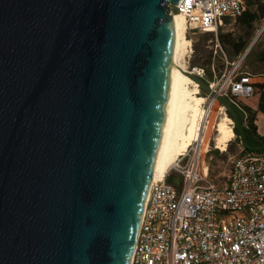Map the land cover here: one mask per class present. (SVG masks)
Returning <instances> with one entry per match:
<instances>
[{
    "label": "water",
    "instance_id": "water-1",
    "mask_svg": "<svg viewBox=\"0 0 264 264\" xmlns=\"http://www.w3.org/2000/svg\"><path fill=\"white\" fill-rule=\"evenodd\" d=\"M178 2L0 0V264H131Z\"/></svg>",
    "mask_w": 264,
    "mask_h": 264
},
{
    "label": "built area",
    "instance_id": "built-area-1",
    "mask_svg": "<svg viewBox=\"0 0 264 264\" xmlns=\"http://www.w3.org/2000/svg\"><path fill=\"white\" fill-rule=\"evenodd\" d=\"M249 2L179 0L171 12L185 16L188 31L215 36L218 52L219 30L227 19L240 17ZM263 30L264 22L259 33ZM245 57L224 72L227 83L220 91L209 84L220 95L229 85L223 94L237 106L236 93L249 96L254 91L249 78L235 82L233 76ZM210 152L208 147L205 156ZM203 158L201 142L195 140L151 184L131 264H264V151L243 149L223 185L211 178L210 163ZM171 176L179 177V183H171Z\"/></svg>",
    "mask_w": 264,
    "mask_h": 264
},
{
    "label": "rangeland",
    "instance_id": "rangeland-1",
    "mask_svg": "<svg viewBox=\"0 0 264 264\" xmlns=\"http://www.w3.org/2000/svg\"><path fill=\"white\" fill-rule=\"evenodd\" d=\"M256 1L258 0H251L249 5L254 8ZM259 1L264 3V0ZM177 12L178 11L174 10V13ZM260 22L261 21L258 20L251 30L246 28L245 25L238 23V21L226 27L222 33L232 34L236 47H231L230 44H222V50L218 49V52H216L214 45L215 36L199 31H187L186 36L191 40V46L185 48L181 58V61L187 66L189 71L193 72L195 68L199 69L202 71V79L208 84H214V87L220 91L223 85L227 83L225 78L222 80L224 72L230 67L232 62L246 56L242 64H238L234 69L233 76H236L235 82L240 81L242 78H249L248 84L254 86V91L249 96H245L243 93H236L235 100L239 106L232 104L239 116L240 122L244 123H248L247 118L249 112L246 109L251 108L258 100V102L261 103V97L262 95L264 96V87L260 88L255 86V84L264 83V30L259 33L261 29ZM256 33H259V36ZM227 88H229V85L225 90H227ZM225 90L222 92L221 96L228 100L229 98L223 94ZM231 92L232 91L228 92L229 97L232 96ZM199 93L206 99L203 108L208 112L206 128L202 132V137L204 144L209 141L211 152L205 157L210 163L211 178L214 179L217 184L223 185L227 179V174L233 160L239 156L241 151L246 147L242 143L240 135L236 133L231 141L228 142L225 151L216 147V124L224 115L222 113L229 115V112L219 100L215 99L204 89L200 88ZM214 99L216 101H213ZM259 103L257 105L258 110L252 109L250 112L251 117H255V121L252 124L253 126H258V134H260L259 127L260 130L262 129V131H264V121L259 124ZM232 126L233 129L236 126L234 121ZM248 142L252 145H257L254 139ZM210 157H212V159H210Z\"/></svg>",
    "mask_w": 264,
    "mask_h": 264
},
{
    "label": "bare ground",
    "instance_id": "bare-ground-1",
    "mask_svg": "<svg viewBox=\"0 0 264 264\" xmlns=\"http://www.w3.org/2000/svg\"><path fill=\"white\" fill-rule=\"evenodd\" d=\"M172 15L176 30L174 57L170 71L164 125L151 184L165 176L179 156L195 140L201 142L203 160H206L205 152L209 147V141L204 144L202 137L208 115L203 108L206 99L199 93V84L188 74L187 66L181 61L183 51L191 46V40L186 36L188 31L186 18L179 11L173 12ZM192 73L199 75L202 71L195 68ZM222 114L224 115L216 124V147L225 151L228 142L235 136V131L232 126L233 119L225 113Z\"/></svg>",
    "mask_w": 264,
    "mask_h": 264
},
{
    "label": "trees",
    "instance_id": "trees-1",
    "mask_svg": "<svg viewBox=\"0 0 264 264\" xmlns=\"http://www.w3.org/2000/svg\"><path fill=\"white\" fill-rule=\"evenodd\" d=\"M264 17V3L262 1H257V11L255 12H246L244 17L239 18L240 20H245L247 22V25L251 27L252 22H254L257 18ZM221 43H231V34H220L219 36ZM256 87L263 88L264 83L262 84H255ZM264 96L261 97V103L259 105V110L264 113ZM249 115H248V123L241 122L246 139L250 141L251 139H254L258 146L264 145V135L257 133V125L253 126V122L255 121V117H251L250 112L252 111V108H247ZM231 116V114L229 113ZM234 131L236 134L240 135L239 129L237 126L234 127Z\"/></svg>",
    "mask_w": 264,
    "mask_h": 264
},
{
    "label": "crops",
    "instance_id": "crops-1",
    "mask_svg": "<svg viewBox=\"0 0 264 264\" xmlns=\"http://www.w3.org/2000/svg\"><path fill=\"white\" fill-rule=\"evenodd\" d=\"M250 1H251V0H250ZM249 4H250V2H249ZM249 4H248L246 10L244 11V13H243L240 17H238V18L235 19V20H233V19H227V20H226V26L223 27V28H221V29L219 30L218 39H219V42H220V43H221L220 38H219L220 34H224V33H222V32L226 29V27L231 26L233 23H235V22H237V21H238V23L245 25L246 28H248L249 30H251V29L254 27V24H255L258 20L261 21V22H260V27L262 26V23H263L264 17H261V18L259 17V18H257L254 22H252L251 27H249V26L247 25V22H245L244 19H243V20H240V19H239V18H241V17H244L245 13L248 12V11H249V12H255V11H257V1H256L255 5H254V8H252V6H250ZM258 31H259V29H258ZM207 34L212 35L211 33H207ZM227 34H230V33H227ZM256 34H257V33H256ZM221 44H224V43H221ZM226 44H230L231 47H236V43H235V40H234L232 34H231V43H226ZM226 44H224V45H226ZM258 101H259V100H258ZM258 101L256 102V104H254L253 106H251L252 109H256V110H258V108H257V105H258V103H259ZM259 104H260V103H259ZM258 117H260L259 124H261V122L264 121V113H263L262 111H260V110H259V113H258ZM259 132H260V134L264 135V131H262V129L260 130V127H259Z\"/></svg>",
    "mask_w": 264,
    "mask_h": 264
}]
</instances>
